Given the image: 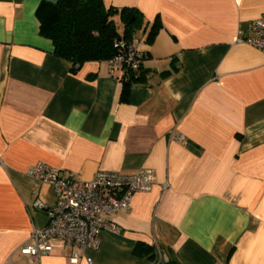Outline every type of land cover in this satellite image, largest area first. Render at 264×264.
<instances>
[{
    "label": "crops",
    "instance_id": "0c3cea01",
    "mask_svg": "<svg viewBox=\"0 0 264 264\" xmlns=\"http://www.w3.org/2000/svg\"><path fill=\"white\" fill-rule=\"evenodd\" d=\"M41 2L0 0V264H158L156 248L163 264H264V51L236 42L264 0H103L161 25L134 36L141 83L105 60L73 72L40 32ZM38 161L83 180L150 167L154 184L98 249L72 263L54 240L31 261L21 249L47 221L34 202H55L28 174Z\"/></svg>",
    "mask_w": 264,
    "mask_h": 264
},
{
    "label": "built area",
    "instance_id": "2783aa9c",
    "mask_svg": "<svg viewBox=\"0 0 264 264\" xmlns=\"http://www.w3.org/2000/svg\"><path fill=\"white\" fill-rule=\"evenodd\" d=\"M236 42L264 51V17L250 21L247 30L238 33ZM142 44L139 38L120 40L115 44L117 53L105 61L113 70L139 71L144 59ZM28 174L49 183L55 196L52 205L40 199L34 202L36 208L45 211L47 221L42 228L31 231L28 242L21 249L31 261L51 251L54 240L71 247L72 263L77 262L80 249H98L103 231L119 232V226L111 217L128 210L133 195L149 192L154 184V170L150 167L132 173L98 170L90 179L83 180L72 172L62 175L59 168L38 161L29 167ZM156 254L161 264L163 253L156 248Z\"/></svg>",
    "mask_w": 264,
    "mask_h": 264
},
{
    "label": "trees",
    "instance_id": "16d2710c",
    "mask_svg": "<svg viewBox=\"0 0 264 264\" xmlns=\"http://www.w3.org/2000/svg\"><path fill=\"white\" fill-rule=\"evenodd\" d=\"M38 16L40 32L52 40L56 56L72 63L73 72L87 61L113 56L118 51L115 45L118 41H130L138 33L150 43L161 26L157 20L151 24L145 21L135 8H107L103 0H57L56 3L42 0ZM140 70L127 72L123 80L127 83L145 81L144 72ZM174 71L167 70L161 75L166 77ZM135 249L137 253V247ZM148 253L153 257L150 247Z\"/></svg>",
    "mask_w": 264,
    "mask_h": 264
},
{
    "label": "water",
    "instance_id": "95a60500",
    "mask_svg": "<svg viewBox=\"0 0 264 264\" xmlns=\"http://www.w3.org/2000/svg\"><path fill=\"white\" fill-rule=\"evenodd\" d=\"M47 2H50V3H56L57 0H46Z\"/></svg>",
    "mask_w": 264,
    "mask_h": 264
}]
</instances>
